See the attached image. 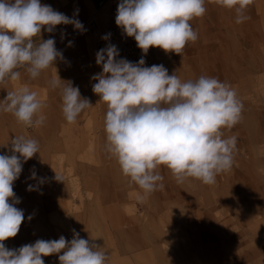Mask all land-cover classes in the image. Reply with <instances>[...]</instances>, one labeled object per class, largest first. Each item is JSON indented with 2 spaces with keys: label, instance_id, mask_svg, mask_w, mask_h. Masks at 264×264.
<instances>
[{
  "label": "rangeland",
  "instance_id": "374dc122",
  "mask_svg": "<svg viewBox=\"0 0 264 264\" xmlns=\"http://www.w3.org/2000/svg\"><path fill=\"white\" fill-rule=\"evenodd\" d=\"M40 2L81 23L101 8L88 0ZM112 2L105 0L101 11ZM205 8L202 17L190 21L198 38L181 55L151 50L169 75L175 72L182 81L214 77L235 90L243 105L241 119L222 129V138L237 140L231 169L206 185L195 178L177 183L160 166L156 171L164 187L144 193L106 151L107 105L92 91L97 82L92 77L103 71L96 63L97 49L71 24L57 25L52 33L42 28V41L53 38L63 59L35 79L20 68L17 80L0 83V101L8 91H35L46 118L39 127L25 126L0 111V155L12 154L15 136L39 144V153L22 161L13 184L20 199L15 206L25 219L18 234L3 242L6 248L60 236L71 241L74 229L101 246L106 264H264V0H253L244 12L248 19L239 24L235 10L217 0H205ZM57 74L92 104L75 123L63 115L60 89L49 85ZM55 172L63 182L55 180ZM62 254L42 257L44 264H60Z\"/></svg>",
  "mask_w": 264,
  "mask_h": 264
},
{
  "label": "clouds",
  "instance_id": "9594fccd",
  "mask_svg": "<svg viewBox=\"0 0 264 264\" xmlns=\"http://www.w3.org/2000/svg\"><path fill=\"white\" fill-rule=\"evenodd\" d=\"M217 2L235 10L239 24L248 19L244 12L253 0ZM205 12V0H121L115 23L128 37H134L144 54L155 47L181 55L185 46L198 38L190 21ZM69 24L85 30L78 19L40 0H0V83L17 80L20 68L35 79L58 58L63 59L53 38L40 39L39 44L34 38H40L42 28L52 33L57 25ZM118 56L117 47L111 44L96 53V63L103 71L92 77L97 81L92 91L107 105L106 151L116 158L123 175L146 194L164 187L160 183L163 176L156 171L160 166L167 167L177 183L195 178L214 184L217 175L233 165L237 140L235 136L222 138V129H231L241 119L243 105L235 90L214 77L201 75L182 81L175 72L169 75L163 64L147 67L143 57L133 63ZM49 85L60 89L62 112L70 124L92 106L81 97L79 87L62 81L58 74ZM43 107L37 93L27 87L8 91L0 101V111L13 114L25 126L44 123ZM11 152L0 155V264H44L42 257L62 251L60 264H106L108 257L101 246L80 238L74 229L71 241L60 236L38 239L18 249L5 247L3 242L18 234L25 219L23 210L15 206L20 199L13 184L22 172V161L39 153V144L15 136ZM35 175L33 172V178ZM55 180L63 182V177L56 173Z\"/></svg>",
  "mask_w": 264,
  "mask_h": 264
},
{
  "label": "built area",
  "instance_id": "2783aa9c",
  "mask_svg": "<svg viewBox=\"0 0 264 264\" xmlns=\"http://www.w3.org/2000/svg\"><path fill=\"white\" fill-rule=\"evenodd\" d=\"M120 2L121 0H113L107 12L101 11L105 3L101 4V8L82 23L85 30L79 31L90 38L91 45L95 46L97 51L111 44L115 45L119 51L117 59L124 58L130 62L137 63L143 57L145 66L150 67L152 65H158L153 57L151 48L148 50L147 54H144L141 49L137 47L134 37H128L123 29L116 25L115 18ZM97 14H99V16ZM101 14L105 16L102 17ZM106 35H109L107 40L103 39Z\"/></svg>",
  "mask_w": 264,
  "mask_h": 264
},
{
  "label": "crops",
  "instance_id": "0c3cea01",
  "mask_svg": "<svg viewBox=\"0 0 264 264\" xmlns=\"http://www.w3.org/2000/svg\"><path fill=\"white\" fill-rule=\"evenodd\" d=\"M89 1V3L91 4V5H93L94 7H96V6H100L105 0H88ZM36 39H35V43L36 44H39V42H40V39H41V41H42V35L40 36V38L37 36V37H35Z\"/></svg>",
  "mask_w": 264,
  "mask_h": 264
}]
</instances>
